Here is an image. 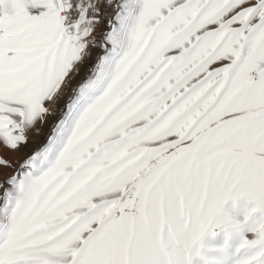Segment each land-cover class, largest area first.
<instances>
[{
  "label": "snow or ice",
  "instance_id": "6c2138e0",
  "mask_svg": "<svg viewBox=\"0 0 264 264\" xmlns=\"http://www.w3.org/2000/svg\"><path fill=\"white\" fill-rule=\"evenodd\" d=\"M0 176V264H264V0H0Z\"/></svg>",
  "mask_w": 264,
  "mask_h": 264
},
{
  "label": "rangeland",
  "instance_id": "374dc122",
  "mask_svg": "<svg viewBox=\"0 0 264 264\" xmlns=\"http://www.w3.org/2000/svg\"><path fill=\"white\" fill-rule=\"evenodd\" d=\"M55 118H50L49 125L46 126L39 135H33L29 141V145L32 148L39 147L46 142L47 135L50 131L51 124L54 122ZM3 176H0V181L3 180ZM226 207H231V202L226 205ZM245 207V202L243 200L238 202L237 213H241ZM216 235L212 236L206 234L202 240L203 245L206 249H213L208 255L214 258V264H235L234 251L238 247L240 242V237L233 234L230 239H228L227 246H225V234L221 228L215 229ZM248 238H252L251 233H247ZM216 249H222L221 251H215ZM193 264H199L198 258H194Z\"/></svg>",
  "mask_w": 264,
  "mask_h": 264
},
{
  "label": "clouds",
  "instance_id": "9594fccd",
  "mask_svg": "<svg viewBox=\"0 0 264 264\" xmlns=\"http://www.w3.org/2000/svg\"><path fill=\"white\" fill-rule=\"evenodd\" d=\"M231 202V207H226L228 203ZM249 208H261V205L257 201H248ZM238 201L231 200L225 201L218 209L215 210L214 218H210L205 215L199 219V222L196 225V231L201 229L210 230V224L214 223L220 228H229L232 229L238 223L239 217L237 215ZM262 218H264V212L261 213ZM226 235H229L226 233ZM230 238V237H229ZM203 259V258H201Z\"/></svg>",
  "mask_w": 264,
  "mask_h": 264
}]
</instances>
